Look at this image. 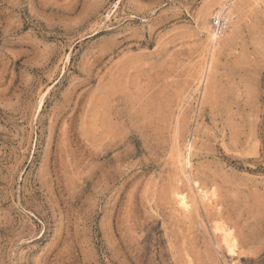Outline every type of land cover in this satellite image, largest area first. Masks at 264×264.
<instances>
[{
	"label": "rangeland",
	"instance_id": "obj_1",
	"mask_svg": "<svg viewBox=\"0 0 264 264\" xmlns=\"http://www.w3.org/2000/svg\"><path fill=\"white\" fill-rule=\"evenodd\" d=\"M225 1L0 0V264H264V0L213 49Z\"/></svg>",
	"mask_w": 264,
	"mask_h": 264
},
{
	"label": "bare ground",
	"instance_id": "obj_2",
	"mask_svg": "<svg viewBox=\"0 0 264 264\" xmlns=\"http://www.w3.org/2000/svg\"><path fill=\"white\" fill-rule=\"evenodd\" d=\"M231 2H230V0H226L222 5H221V8H220V10L216 13V14H221V13H223V14H225L226 15V17L230 20V17L232 16V14H230V11L229 10H227L228 8H230L231 7ZM227 11H229V13H227ZM207 38H208V40H209V42L211 43V48H215V46H216V44H217V38L216 37H214L213 35H212V33H211V31H209V30H207ZM209 51H210V49H209ZM213 52V51H212ZM212 54V53H211ZM206 70V69H205ZM206 73V72H205ZM189 148V147H188ZM190 149V148H189ZM177 151V150H176ZM179 155V154H178ZM182 156V155H181ZM177 158H178V156H177ZM179 159V158H178ZM177 160V159H176ZM178 164H179V162H177ZM189 163V162H188ZM180 165V164H179ZM181 170V169H180ZM184 178V177H183ZM180 180V179H179ZM175 189V188H174ZM184 194H186V193H184ZM199 194V193H198ZM175 195H176V197H175V199H177V205H178V207H179V209L181 210V211H183V212H187V214L189 213L190 214V208L192 207L191 205H193L192 204V202L190 201V199L191 198H188V197H186L185 195H183V194H177V193H175ZM187 195V194H186ZM203 196V195H202ZM191 197V196H190ZM204 197V196H203ZM206 197V196H205ZM209 197V196H208ZM199 198V197H198ZM211 198H213L212 196H211ZM210 199V198H209ZM208 198H203L202 200V202H204V203H209V205H210V202H211V200H209ZM214 199V198H213ZM192 200V199H191ZM200 200V199H199ZM205 201H207V202H205ZM174 202H176L175 200H174ZM176 205V204H175ZM214 205V204H213ZM212 205V206H213ZM194 206V205H193ZM211 206V205H210ZM216 208H217V206H216ZM179 209H177V210H179ZM197 209V208H196ZM207 209V208H206ZM213 210H214V208H213ZM190 211V212H189ZM182 212V213H183ZM195 212V211H194ZM197 215V214H196ZM220 225V224H219ZM217 228V227H216ZM221 230H222V228H221ZM220 230V232L222 233V231ZM218 231V230H217ZM224 231V230H223ZM214 233V232H213ZM219 235V234H218ZM227 234H225V233H222V242H223V244H224V246L226 247V248H228V249H230L231 248V245H230V243H229V239H228V237L226 236ZM220 237V236H219ZM232 243H234V242H232Z\"/></svg>",
	"mask_w": 264,
	"mask_h": 264
},
{
	"label": "built area",
	"instance_id": "obj_3",
	"mask_svg": "<svg viewBox=\"0 0 264 264\" xmlns=\"http://www.w3.org/2000/svg\"><path fill=\"white\" fill-rule=\"evenodd\" d=\"M211 33L217 39L221 38L229 28V19L225 14H215L211 19Z\"/></svg>",
	"mask_w": 264,
	"mask_h": 264
}]
</instances>
